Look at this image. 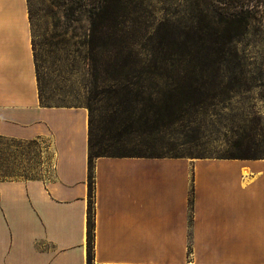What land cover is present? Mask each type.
<instances>
[{"label": "crops", "instance_id": "obj_1", "mask_svg": "<svg viewBox=\"0 0 264 264\" xmlns=\"http://www.w3.org/2000/svg\"><path fill=\"white\" fill-rule=\"evenodd\" d=\"M31 140L50 175L0 178V264H87L88 109L42 102L28 0H0V155L29 170ZM93 180L91 264H264V157L98 156Z\"/></svg>", "mask_w": 264, "mask_h": 264}, {"label": "trees", "instance_id": "obj_2", "mask_svg": "<svg viewBox=\"0 0 264 264\" xmlns=\"http://www.w3.org/2000/svg\"><path fill=\"white\" fill-rule=\"evenodd\" d=\"M203 1L206 9L213 3V10L199 14L186 29L184 38L166 36L157 29L156 44L143 54L137 49V41L122 34L125 22L137 23L131 13L139 10L143 0H78L80 5L88 7L90 18L85 41L92 86L85 105L88 109L87 264L93 258L94 158L184 156L130 152L120 150L117 145L138 137L141 144L149 147L151 142L159 140L160 133L174 125L197 123L195 115L200 110L202 116L208 114L230 91H250L253 81L264 75V70L253 72L245 67V55L238 49L251 24L264 20V0ZM40 99L43 102L41 89ZM95 103L104 105L97 108L93 106ZM99 109L102 113L94 125L95 112ZM261 125L258 119L236 122L237 132L242 131L236 141L238 150L220 157H264L241 147L244 139H252ZM36 150L38 141L31 140L29 151ZM25 170L21 175L26 176ZM4 172L0 178L20 176L15 173L14 165L7 164Z\"/></svg>", "mask_w": 264, "mask_h": 264}, {"label": "rangeland", "instance_id": "obj_3", "mask_svg": "<svg viewBox=\"0 0 264 264\" xmlns=\"http://www.w3.org/2000/svg\"><path fill=\"white\" fill-rule=\"evenodd\" d=\"M28 5L43 102L85 106L92 88L85 44L90 29L88 7L80 5L78 0H28ZM212 6L210 3L206 9L203 0H143L139 10L131 13L137 23L125 22L122 34L137 41L139 52L147 54L149 46L158 40L157 29L166 36L182 39L196 17L206 10L212 11ZM238 49L245 55V67L253 72L264 70V20L251 24L248 34L238 43ZM252 84L250 91H230L208 114L202 116L200 110L195 115L197 123L182 122L160 133L159 140L151 142L149 147L141 144L138 137L117 146L130 152L220 157L238 150L236 141L242 131L237 132L235 123L258 119L262 125L252 139H244L241 147L263 156L264 75ZM103 105L95 103L93 106L102 108ZM101 110L95 112L94 125L98 123L96 119ZM8 157L11 156H6V151L0 155V175L6 174ZM42 161L38 153L32 151L30 168L25 174L49 176L50 170ZM14 167L16 174H23L22 165ZM24 167L27 169L26 159Z\"/></svg>", "mask_w": 264, "mask_h": 264}]
</instances>
